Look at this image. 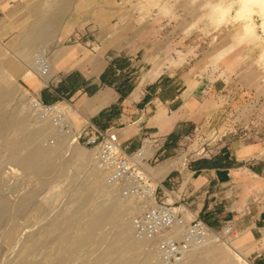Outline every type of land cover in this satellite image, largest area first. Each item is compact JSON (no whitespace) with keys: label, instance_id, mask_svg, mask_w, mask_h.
<instances>
[{"label":"rangeland","instance_id":"obj_1","mask_svg":"<svg viewBox=\"0 0 264 264\" xmlns=\"http://www.w3.org/2000/svg\"><path fill=\"white\" fill-rule=\"evenodd\" d=\"M263 5L258 0H0V90L6 92L0 103V114L4 119H13L17 123L0 126V198L12 208L22 199L27 202L25 209L16 215L15 224L8 229L7 242L4 231L10 225L12 216L0 219V263L30 264L37 261L48 264L47 261L54 258H65L68 248L60 237L68 232L71 238H79L87 213L97 204L109 205L114 198L129 206L130 213L127 212L123 222L128 221L132 227L134 203L122 197L115 187L106 184L104 174L94 164L93 149L77 143L73 134L65 133L55 124L51 114L45 115L34 106L36 98L40 97L38 87L49 82L53 67H57L70 51L76 53L75 47L80 42L90 44L86 48L81 47L85 54L93 51L92 46L99 48L100 43L127 50L151 48L171 61L185 62L190 71L201 75L210 73L209 65L223 68L229 60L236 58L239 61L241 58L238 68L246 67L244 71L258 72V92L253 97L246 95L238 99L236 106L243 104L244 107L232 108L233 113H229L228 117L235 121L250 120L261 124L264 123ZM246 29L249 32H245ZM40 53L47 57L50 67L49 74L43 77L38 76L35 68V59ZM43 78L45 83L41 80ZM58 104L66 106L64 111L74 129L78 130L84 117L72 110L73 101L67 98V102ZM227 120L224 118L220 126ZM45 129L49 130L35 144L49 148L60 142L62 146L55 156L54 169L43 179L10 159L9 144L20 138L22 133ZM224 131L222 127L214 131L207 127L198 128L196 139L180 141L174 155L154 162L150 171L161 180L167 171L165 165L173 164L172 168H181L182 159L179 156L187 151L188 146L193 149L205 142L214 151L220 149L215 146L222 145L224 139H219V136ZM74 146L89 154L83 166L79 167L72 161ZM97 177L99 186L94 184ZM86 187L90 189V198L81 204L80 195ZM75 210H78V222L70 228L67 216ZM116 229L117 221L109 218L87 241L78 245L76 253L79 252L69 264H81L100 253L106 258L104 264H109L111 258L118 260L111 264H136L143 260L145 254L153 256V264H156L154 248L135 237L133 228V238L143 242L142 250L132 255L110 254L109 246L116 239ZM241 235L238 233L229 243L245 255V241ZM101 237L104 240L100 241ZM208 245L215 246L216 250L226 249L228 253L213 262L212 256L205 251ZM208 245L192 250L185 263L245 264L239 255L228 250L225 243Z\"/></svg>","mask_w":264,"mask_h":264},{"label":"crops","instance_id":"obj_2","mask_svg":"<svg viewBox=\"0 0 264 264\" xmlns=\"http://www.w3.org/2000/svg\"><path fill=\"white\" fill-rule=\"evenodd\" d=\"M87 46L89 42H80L76 53L70 51L53 67L49 85L38 87L39 96L60 103L69 98L72 110L99 130L112 127L128 152L145 135L165 136L157 161L171 158L194 127L224 128L217 153L192 159L188 169L165 165L161 181L170 187L169 177H176L177 170L190 176L188 215H199L215 229L233 223L244 236V257L264 264V123L228 117L232 108L244 107L236 106L238 99L256 95L258 72L238 68L241 58H233L223 68L209 65L210 73L201 75L151 48L127 50L100 43L85 54L81 47ZM224 118L228 120L220 126Z\"/></svg>","mask_w":264,"mask_h":264},{"label":"built area","instance_id":"obj_3","mask_svg":"<svg viewBox=\"0 0 264 264\" xmlns=\"http://www.w3.org/2000/svg\"><path fill=\"white\" fill-rule=\"evenodd\" d=\"M35 68L41 76L49 74L50 67L44 53L37 55ZM62 101L67 102V99L63 97ZM58 105V102L46 103L41 97L36 98L34 103L43 114H51L52 120L62 131L73 134L77 143L91 147L94 164L104 174L106 184L115 187L122 197L133 201L131 223L134 235L154 248L156 264H182L196 248L209 243H228L237 237L238 231L231 222L215 229L199 215H188L186 187L190 176L177 170L176 177H169L171 186L166 187L150 171L161 154L165 136L145 135L140 145L128 152V145H124L112 127L101 131L89 118L84 117L85 123L75 130L64 111L66 106ZM196 130L198 127H194L181 141L196 139ZM190 148L188 146L187 151L179 156L182 159L181 168L188 169L192 159L212 156L220 150L214 151L205 142ZM215 148H220V145ZM241 261L251 264L245 257Z\"/></svg>","mask_w":264,"mask_h":264},{"label":"bare ground","instance_id":"obj_4","mask_svg":"<svg viewBox=\"0 0 264 264\" xmlns=\"http://www.w3.org/2000/svg\"><path fill=\"white\" fill-rule=\"evenodd\" d=\"M258 2L264 4V0H258ZM246 8H248V7H246ZM263 8H264V5H263ZM220 9H218V10H220ZM242 12H243V10H242ZM244 13H246V11H244ZM238 15H240V14H238ZM252 27H254V26H252ZM262 30H264V29H262ZM245 32H249V31H247V29H246ZM254 37H257V36H254ZM30 69L32 70V72L34 71L32 68H30ZM32 72H30V73H32ZM38 76H41V75L38 74ZM41 80L44 83L46 82V79L45 78H43ZM5 95H6V92L0 90V103L3 100V98H4ZM14 124H17V123L13 119L6 120L0 114V126H6V127H8V126H11V125H14ZM19 126H20L21 131H22L23 130L22 126L20 124H19ZM48 130L49 129H47V130L46 129L45 130H40V131H36V132H32V133H22V136L20 138L14 139L9 144V150H10L9 157H10V159L13 160V161H15V162L20 163L24 168H26V169H28L30 171L35 172L36 174H38L43 179H45L46 175L49 174L54 169L53 167H54V159H55V156L57 155L59 149L62 146V143H60V142H58L55 146H52V147H49V148H41L40 146H38L37 144H35L36 143V140L39 139L41 136H44ZM67 147H69V146H67ZM88 158H89V154L86 151L80 149L77 146H74L73 147V150H72V161L74 162L75 165H77L79 167L80 166H83L87 162ZM71 166H72V164H71ZM76 169H78V168H76ZM67 174H69V173H67ZM67 174L65 176H67ZM97 176H99V174ZM94 184L96 186H99V184H100L99 177H97L95 179ZM115 190H116V188H115ZM78 196H79V192H78ZM113 197H116V196H113ZM89 198H90V189L89 188L84 189L81 192V195H80V203L83 204L85 201L89 200ZM74 199H75V197H74ZM98 199H96V200H98ZM14 206L15 207H13V208H12V206L9 207L6 204L5 200L3 198H0V219H2L4 217H7V216H12V219L10 218L12 220L11 223H9L10 225L9 226L7 225L8 227L4 231V239H5L6 242L8 240V236H7L8 235L7 234L8 233V229L15 224V217H16V215L19 212H21V211H23L25 209V207L27 206V202L24 199H22L21 202H19L17 205H14ZM128 208H129V206H126L125 204L123 205L121 202H117L116 201V198H114L113 200L110 201V204L109 205L97 204L94 207L93 210H90L89 209L90 211L87 213V216H86L85 220L83 221L82 227L80 229V233L79 234H81V236L79 237V235H78L79 238H73V237L71 238L68 235V232L65 233L64 235H62L60 237V240L68 248V252L66 253L67 254L66 257L65 258H54L50 262L47 261L48 264H69V262L74 258L73 256L79 252V251H77V253H76V249H77L78 245H80L81 243H84L85 241H87L94 233H96V231H98L102 227V225L105 222H107V220H109V218H111V219L112 218H115V220L117 221V229H116V234H115L116 239H115V241L113 243L110 244V246H109V251L110 252L109 253L110 254H114V255L117 254V253H124V254L125 253H128V254H131V255L132 254L139 253V251H141L142 248H143V242L140 241V240H137V239L133 238L131 224L128 221H124L123 222V219H126L127 218V212H129L128 211ZM133 211H134V207H133ZM77 213H78V210H75L70 215L67 216V218H69V220H70V228H73L74 227L73 225L76 222H78V215H77ZM9 222H10V220H9ZM66 222H67V219H66ZM98 236H99V234H98ZM110 237H111V235H110ZM53 239H54V237H53ZM102 240H104L103 237L100 238V241H102ZM225 244H226V247H228V250L234 251V253L237 256L239 255L238 257H240V258H242V259L244 258V254H242V252L239 249L234 248L229 242L228 243H225ZM15 246L16 245L14 243V247ZM35 247H36V245H35ZM214 247L215 246H213V245H210V246L208 245V247L205 248V251H208L207 252V255L212 256V260L211 261H213V262L218 261V260H221L223 258V255H225V253H228L226 251V249L225 250H216V248H214ZM79 248H80V246H79ZM64 250H66V249H64ZM63 254H64V252H63ZM76 257H78V256H76ZM122 258H121V260H122ZM114 259L111 258L109 260V264L113 263V261L114 262L118 261L117 259H116V261ZM140 259H138V260L140 261ZM153 259H154L153 256H150V255L147 256L145 254L143 260L140 261V262H137L136 264H153ZM80 261L82 262V260H80ZM105 261H106L105 256L103 255V253L102 254L100 253L99 255L97 254V256L95 258H93V259L88 258V260L84 261L81 264H104ZM24 262H25V257H24ZM19 263L20 262H18V264ZM21 264H24V263L21 262ZM30 264H40V263L37 262V261H34V262H31ZM75 264H77V262ZM182 264H188V263H185V261H184Z\"/></svg>","mask_w":264,"mask_h":264},{"label":"trees","instance_id":"obj_5","mask_svg":"<svg viewBox=\"0 0 264 264\" xmlns=\"http://www.w3.org/2000/svg\"><path fill=\"white\" fill-rule=\"evenodd\" d=\"M44 101V100H43ZM44 102H46V101H44ZM46 103H53V102H46Z\"/></svg>","mask_w":264,"mask_h":264}]
</instances>
